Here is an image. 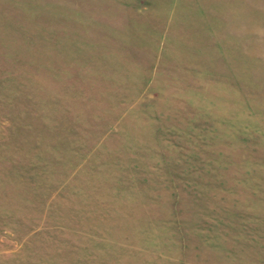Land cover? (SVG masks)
I'll return each mask as SVG.
<instances>
[{"label": "rangeland", "instance_id": "rangeland-1", "mask_svg": "<svg viewBox=\"0 0 264 264\" xmlns=\"http://www.w3.org/2000/svg\"><path fill=\"white\" fill-rule=\"evenodd\" d=\"M0 264H264V0H0Z\"/></svg>", "mask_w": 264, "mask_h": 264}]
</instances>
